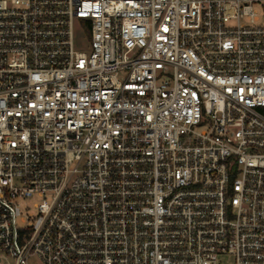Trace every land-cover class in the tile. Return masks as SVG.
I'll use <instances>...</instances> for the list:
<instances>
[{"label": "built area", "instance_id": "built-area-1", "mask_svg": "<svg viewBox=\"0 0 264 264\" xmlns=\"http://www.w3.org/2000/svg\"><path fill=\"white\" fill-rule=\"evenodd\" d=\"M258 9L0 0V264H264Z\"/></svg>", "mask_w": 264, "mask_h": 264}, {"label": "rangeland", "instance_id": "rangeland-1", "mask_svg": "<svg viewBox=\"0 0 264 264\" xmlns=\"http://www.w3.org/2000/svg\"><path fill=\"white\" fill-rule=\"evenodd\" d=\"M257 12L261 15V20H260V25H264V20H263V16H264V12H262L260 9L257 10ZM77 43L79 45H81L82 47H86L89 46V38L84 34H79V37H77ZM121 78L123 77V75L120 76ZM233 263V259L231 257H226L222 260V264H232ZM30 264H41L38 260L33 259Z\"/></svg>", "mask_w": 264, "mask_h": 264}]
</instances>
